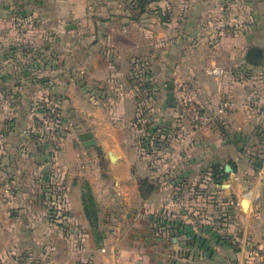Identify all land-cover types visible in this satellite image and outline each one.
I'll return each mask as SVG.
<instances>
[{
  "label": "crops",
  "instance_id": "crops-1",
  "mask_svg": "<svg viewBox=\"0 0 264 264\" xmlns=\"http://www.w3.org/2000/svg\"><path fill=\"white\" fill-rule=\"evenodd\" d=\"M122 1L0 0V264H23V251L42 254V264H246L248 245L264 238V0H158L143 11ZM14 17L26 27L16 37L23 50L7 33ZM34 22L40 31L30 33ZM217 22L235 32L214 34ZM251 46L263 49L258 64L243 63ZM184 92L210 113L223 96L235 100L221 117L234 131L229 142L193 127ZM34 99L53 101L63 118L55 153L34 131ZM141 106L151 112L145 126L176 124L168 147L138 146ZM87 130L96 147L79 139ZM214 167L228 176L213 177ZM145 179L154 189L142 197ZM85 182L99 206L100 244L83 210ZM196 184L205 195L184 194Z\"/></svg>",
  "mask_w": 264,
  "mask_h": 264
},
{
  "label": "rangeland",
  "instance_id": "rangeland-1",
  "mask_svg": "<svg viewBox=\"0 0 264 264\" xmlns=\"http://www.w3.org/2000/svg\"><path fill=\"white\" fill-rule=\"evenodd\" d=\"M142 1H145V0H142ZM154 1H158V0H147V2H146V5H148V4H150V3H152V2H154ZM167 5H169L170 4V2H172V3H176V2H179V1H181V2H183V3H185L186 2V0H163ZM235 1V3H237V4H239V5H241L242 7H245L249 2H250V0H224V3L225 4H228V3H231V2H234ZM123 2V4H125V5H127V3H128V5H130V4H133V6H137V3H136V0H123L122 1ZM127 5V6H128ZM137 12V10L136 11H134V12H130V14H134V13H136ZM163 13H162V16L161 17H164V18H166V17H168V16H170L169 14V10H163L162 11ZM19 20L17 19V18H15L14 17V20H13V22H12V20H11V23L13 24H11L12 26H9V28L7 29L8 30V34H9V37L11 38V39H13V38H15L14 39V41H12V42H14L13 44H14V48H18V49H20V50H23V49H25V48H27L26 46V44L25 45H21V44H18V41H21V40H17L16 39V37L18 36V35H21L22 33H23V30H24V28H26L25 26H21L20 24H19ZM244 22V21H243ZM32 24V23H31ZM217 26H213V29H214V34H217V32L218 33H221V35H223V34H229V33H233V32H235V30H233V28H234V26H230V25H228L227 23L225 24H219L218 22H217V24H216ZM249 26L250 25H245L244 23H243V26L241 27L242 29L245 27V29L247 28H249ZM245 29H243V30H245ZM31 31H29L30 33H37L38 31H40V27H39V25H37L36 24V22H34L33 24H32V28L30 29ZM49 30V29H48ZM25 31V30H24ZM220 31V32H219ZM238 32V31H237ZM51 36H54V34H52V30H51ZM74 38H73V36H72V40L71 41H67V43H66V45H67V48H69V49H73L74 48V46H75V43H74ZM50 44H53V41L51 40L50 41ZM5 46H6V49H8V47L10 46L9 45V42H6L5 43ZM31 47V46H30ZM10 48V47H9ZM247 52V51H246ZM246 52H245V48H243V63L244 64H250L249 62H248V60L246 59ZM243 71V76L245 77L246 75H245V73H248V71L247 70H242ZM165 93H166V91H163L162 92V95H161V101L163 102V104H164V101H165V98H166V95H165ZM254 99V98H253ZM253 99L252 100H250V101H246L249 105H250V103L253 101ZM164 108L166 107V105H164L163 106ZM207 108V110H211L210 108L208 109V107H205V109ZM148 107H146V106H141L140 107V119H141V121L139 122L140 123V125L141 126H143L144 124H142V122H144V120L145 119H147V120H150V119H152L151 117H150V119H148L147 117H148V114H150L151 112L150 111H148ZM259 110L261 111V112H264V105H261L260 107H259ZM234 111L235 110H232V111H230V112H232V113H234ZM184 112H185V109H184ZM60 113V112H59ZM145 114H147V116H145ZM230 114V113H229ZM228 114V115H229ZM223 116V115H222ZM228 117H230V116H226V118H228ZM231 118V117H230ZM224 119H225V117H224ZM167 119H165V120H163L162 122H159L158 124H157V126L158 127H160V128H163L164 126L166 127V130H162V132H165L164 134H162V136H161V134H159L161 131H159V130H154V131H152V130H150L151 128H147V127H145V125L143 126L144 128H143V130L141 129V131L140 132H137L138 134L136 135V137H135V141H137V144H138V146H140L142 149H144L146 152H150V151H152V150H154V149H164L165 147H168V145H167V143L169 142V141H165L168 137H169V134H171V131L172 132H174L173 130H175V125L176 124H173V125H171L170 124V121H168V123H167ZM65 122V121H64ZM138 122V121H137ZM139 123H137L138 125H139ZM227 124L228 123H226V122H224V120H222V118H221V116H218V117H215L214 118V120H213V122L212 123H210L208 126H210L213 130H214V132L217 134H219L220 136H222L223 137V139H225V141L227 140V142H229V140H231V137H232V135H233V133H234V131L233 130H229V126H227ZM167 125H168V127H167ZM64 123L61 125V127H60V132H62V135H63V138H64V133L66 132L65 130H64ZM153 127V126H152ZM65 131V132H64ZM37 134V133H36ZM253 135H254V138H252V139H250L249 137L248 138H246L245 137V141H246V143L244 142V144H246L248 147L249 146H251L254 142H256V139H260L261 137H262V135L261 134H259V132L257 131V132H255V133H253ZM37 137H38V141L40 142V143H43V144H46L49 148H50V150L52 151V152H56V151H58L59 149H57L56 151H54V147L53 146H51V144H49V143H45V142H43V140L41 139V137L37 134ZM260 137V138H259ZM160 157V158H159ZM162 157L160 156V155H158L157 156V158L155 157V160H159L160 162H162V160L164 161L165 160V157H163L162 159H161ZM257 158H260V156L258 155V153L257 154H255V155H250V159H252L253 161H252V163L255 165V161H256V159ZM102 159H100L99 160V162L100 163H102ZM232 161V159H230V160H227V161H225V162H231ZM233 163H232V165L234 166H236V162H234V161H232ZM228 173V172H227ZM203 174H205V173H203V172H201V171H194V173L191 175V177L192 178H199V177H202V175ZM183 189H184V194H186L187 196L188 195H192L194 198H197V197H200V196H202V195H205L206 194V192H207V188L206 187H204V186H200V185H198V184H196V185H194V186H192V187H190V186H184L183 187ZM243 196L244 197H248V196H250V193H249V191H247V190H243ZM97 202V201H96ZM97 208H98V211H99V206H98V203H97ZM184 209H187L188 210V207L186 206V207H184ZM101 220L102 219H100V217L98 216V221H97V223H96V225H95V234H94V236L98 239L97 240V243L98 244H100V243H102V241H103V239H104V233H103V231L101 230V229H99L100 227H102V225H103V223L101 222ZM104 220H106V223L105 224H108V222H110L111 223V220H109V219H104ZM109 223V224H110ZM54 238L56 237L57 238V235H55V236H53ZM42 255V254H41ZM40 254H37V252H36V255H31L29 252H27V251H23L20 255H19V257H24V259L23 260H19V261H21V262H24L23 264H42V262H43V258H42V256H41Z\"/></svg>",
  "mask_w": 264,
  "mask_h": 264
},
{
  "label": "built area",
  "instance_id": "built-area-1",
  "mask_svg": "<svg viewBox=\"0 0 264 264\" xmlns=\"http://www.w3.org/2000/svg\"><path fill=\"white\" fill-rule=\"evenodd\" d=\"M216 69H212L214 72ZM219 71V70H218ZM253 99V94H246L245 100ZM185 113L194 128H202L213 122L215 117L225 115L235 108V100L230 96H223L219 99L216 109L210 113L205 106L197 102L188 93L182 94ZM30 111L35 119V132L43 142L51 144L54 151L62 146L63 135L60 127L63 118L59 113L58 106L48 99H34L30 103ZM236 237L232 241H237ZM246 264H264V238L260 241H252L246 249Z\"/></svg>",
  "mask_w": 264,
  "mask_h": 264
},
{
  "label": "trees",
  "instance_id": "trees-1",
  "mask_svg": "<svg viewBox=\"0 0 264 264\" xmlns=\"http://www.w3.org/2000/svg\"><path fill=\"white\" fill-rule=\"evenodd\" d=\"M146 2L142 0H136L137 6L136 9H139V11H143L144 7L146 6ZM147 123V122H146ZM145 123V124H146ZM140 125V123H139ZM153 126V127H152ZM145 127L151 128L150 130H159L161 131L159 134H164L165 132H162V130H166V127L160 128L157 126V124L153 125L151 123H148ZM168 127V125H167ZM169 128V127H168ZM166 134V133H165ZM217 174H219L217 177H215ZM212 176L215 178H218L220 180L226 178L228 176V173L224 171L223 168L219 169L218 167H214L212 169ZM154 189V186L147 182V180H142V183L140 182V194L142 197H146L152 190ZM82 203H83V210L86 215V218L88 219L90 225L95 228V225L98 221V208H97V202L96 199L92 193L91 187L88 184V182L84 183V189L82 193ZM96 238V242H97Z\"/></svg>",
  "mask_w": 264,
  "mask_h": 264
},
{
  "label": "water",
  "instance_id": "water-1",
  "mask_svg": "<svg viewBox=\"0 0 264 264\" xmlns=\"http://www.w3.org/2000/svg\"><path fill=\"white\" fill-rule=\"evenodd\" d=\"M74 25H68V28H73ZM262 56H263V49L259 46H251L248 48L247 53H246V59L248 60V62L250 63H254V64H258L261 62L262 60ZM173 81L169 80L167 82V99L170 100L173 97ZM79 139L82 141V144L85 147H90V146H94L96 147V139L93 137V133L90 130L87 131H83L78 135ZM226 171L231 170V167L229 164L226 165ZM247 199L244 197L242 199V204L244 207L245 206V201Z\"/></svg>",
  "mask_w": 264,
  "mask_h": 264
}]
</instances>
